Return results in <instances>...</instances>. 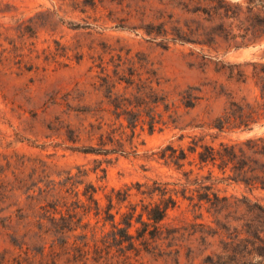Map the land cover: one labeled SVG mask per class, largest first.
Segmentation results:
<instances>
[{"label":"rangeland","instance_id":"374dc122","mask_svg":"<svg viewBox=\"0 0 264 264\" xmlns=\"http://www.w3.org/2000/svg\"><path fill=\"white\" fill-rule=\"evenodd\" d=\"M183 3L0 0V253L24 244L40 258L53 247L66 249L63 259L70 261L82 250L92 264L95 250L103 256L105 249L122 264L127 243L113 241L112 226L124 228V215L133 212L147 225L133 219L132 236L152 230L144 206L158 196L143 191L154 183L180 190L182 171L197 172L194 164L185 163L182 171L165 165L158 159L162 149L264 137V120L243 131L206 126L230 103L259 100L253 72L255 64L264 66V40L238 49L166 44L157 25L187 17L180 12ZM239 71L245 80H238ZM189 88L198 97L194 108L182 104ZM161 90L163 104L156 102ZM111 149L116 152L103 153ZM214 176L220 196L264 208L261 187L219 181L217 170ZM57 223L71 230L55 233ZM159 227L155 250L144 251L136 238L140 252L127 251L128 263L264 264L252 254L221 253L228 240H202V232L216 226L204 208L196 210L181 196Z\"/></svg>","mask_w":264,"mask_h":264},{"label":"trees","instance_id":"16d2710c","mask_svg":"<svg viewBox=\"0 0 264 264\" xmlns=\"http://www.w3.org/2000/svg\"><path fill=\"white\" fill-rule=\"evenodd\" d=\"M245 5L243 7L239 3H230L226 0H184L180 12L187 17L178 15L175 18L171 16L167 20H161L157 25L156 35H159L166 44L189 43L213 49L222 44L228 49H238L260 42L264 40V0H247ZM258 67L260 69L256 70ZM254 69L253 76L260 92L259 100L256 99L254 103H248L245 100L241 103H230V107L225 108L221 115L206 125L209 130L217 132L250 130L253 125L264 120V66L255 64ZM237 75L238 80L242 77L246 79L242 71H239ZM192 91L193 89L189 88L182 93V99H186L182 104L186 108H194L195 101L198 99ZM161 93L156 98V102L163 104L166 101V95L162 90ZM172 123L179 128V117H173ZM199 142L200 140L193 141L187 150L166 146L158 153V159L176 171H182L185 163H188L189 166L194 164L197 172L194 173L192 169L188 172L182 171L186 183L180 190L169 189L168 184L154 183V187L143 191V194L150 198L154 195L158 196L157 202H149L144 206L147 220L153 224L152 230L143 229L137 231L136 237L132 236L129 229L133 219L138 224L147 225L142 220V214L134 218L133 212L124 215L122 219L124 228L112 226L113 241L120 245L127 243L121 253L124 257L122 264H130L129 258L125 255L127 251H134L137 254L140 252L134 244L136 238L141 239L145 247L144 251L150 253L149 249L155 250L151 242L162 239L163 232L159 224L164 221L168 211L177 205L178 196L193 203V208L196 210L204 208L212 218L216 229L207 228L201 234L202 240L207 238L228 240V247L220 251L223 254L232 253V256L236 257L245 253L264 258V208L245 199L220 196L214 190V182L218 180L214 176V170L222 175L219 181L229 180L264 189V137L247 139L238 143H219L217 146L199 145ZM119 151L123 153V150ZM114 152H116L115 149L103 151L104 154ZM190 155H195L192 161H189ZM204 169H208L206 176L200 175ZM192 176L193 179H191ZM191 186L195 188L192 189ZM53 228L55 233L59 234L71 230L67 224L57 223L53 225ZM37 229L44 233L42 226ZM241 244L244 245L242 248ZM23 246L24 244H16L17 252L15 253H0V264L90 263L88 253L82 250L79 251L78 257L69 261V259H63V256L67 254L66 249L55 252L52 247L49 254L42 256L40 253L38 258L37 255L30 254L29 250ZM101 252V249L95 250L97 257L92 260V264H118L115 255H110L107 250L105 252V249L103 256Z\"/></svg>","mask_w":264,"mask_h":264}]
</instances>
